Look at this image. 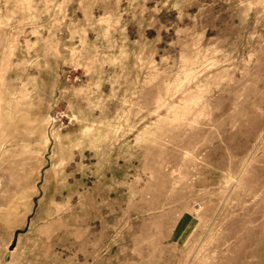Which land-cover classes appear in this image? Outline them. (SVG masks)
<instances>
[{
    "label": "rangeland",
    "instance_id": "rangeland-1",
    "mask_svg": "<svg viewBox=\"0 0 264 264\" xmlns=\"http://www.w3.org/2000/svg\"><path fill=\"white\" fill-rule=\"evenodd\" d=\"M0 264H264V0H0Z\"/></svg>",
    "mask_w": 264,
    "mask_h": 264
}]
</instances>
